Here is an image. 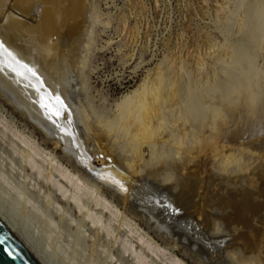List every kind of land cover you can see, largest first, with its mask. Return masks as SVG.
<instances>
[{"label": "rangeland", "instance_id": "rangeland-1", "mask_svg": "<svg viewBox=\"0 0 264 264\" xmlns=\"http://www.w3.org/2000/svg\"><path fill=\"white\" fill-rule=\"evenodd\" d=\"M67 1L64 2L66 6L68 4L69 10L64 5L61 11L65 10L66 13L63 12L65 15H70V18L76 20L79 17L82 18V16L78 17L82 6V3L79 4V2L84 0ZM74 2H77L79 6H76ZM89 2H91L89 8H91L92 17L90 15L88 20L79 18L81 21L79 19L76 21L79 24L82 22L80 25L78 24L80 27L77 25L78 32L83 25L82 31H84L86 26L88 27L87 31L89 34L87 33V35L89 36H84L88 45L86 43V45L83 44V50L80 54L83 58L80 57V66L74 67L72 76L74 91L78 95H82L80 96L83 101L82 104L90 114L93 113L92 115L103 121V124L113 122L118 114L117 106L125 98L132 97L144 90L151 91L152 88L156 89L161 75L179 86V90H181L179 95L184 99L189 92L195 89L196 84L200 83L199 85H201L203 81L205 85H202L215 87L216 91L218 90L216 99L217 103L219 101V105L223 106L222 110L224 107L231 108V111L229 109L226 111L227 108H225L227 116L232 118L233 123H229V126L224 125L222 144L225 149L223 148L224 151L222 150L223 153H221L220 166L222 167L224 163L230 164L231 162V169L234 167L237 170L233 169L231 172H246V170H240L239 166L235 165L237 162L239 164L241 156H243L242 163H246L245 165L248 166L251 165L252 167L250 166L249 169L252 168V172L256 171L258 167V169H263L259 172L260 175H262V172L264 174V143H261L264 141V126L261 129L262 132H255V130H252V125H247L248 122H255L256 117H252L250 120L248 117L245 119L248 115V109L244 108V104L241 105L242 102L238 106L235 105L236 107L234 108V104L232 105L226 100L223 103L224 99H226V92L234 85V78L240 80L249 72L253 73L250 82L251 92L256 94L259 91H264V0H89ZM73 3L75 6L71 5ZM72 6L77 10L79 9V12H76L78 15H74L76 10ZM87 21H89L88 24ZM246 27L252 31L251 34L246 32ZM82 31L77 37L79 38L78 40L82 37L80 36L83 34ZM84 48H86L85 54H83ZM229 72L232 73L233 79ZM197 88L198 86H196ZM208 104L211 105L210 103H207V105L205 103L204 105L209 107ZM15 107L0 92V130H2L0 131V209L3 207L5 213L7 212L11 219L13 218L12 221L16 223V227L30 239L32 245L48 264H174V260H180L183 264H203V262L204 264H225L228 251L225 250L227 247L224 249V246L227 243L230 244L232 240L231 231L228 228L232 225L233 217L231 219V216L234 213L229 209L231 208L234 211L233 208L236 205L234 200L239 198L241 191L246 190L247 180L244 182L238 178L239 181L236 180V183L234 182L235 180L229 184L224 185L223 183L219 187V190L221 188L223 191H219L218 196L213 197L210 195L213 197L214 202H211V197L205 202H201L203 207L202 204L200 207L210 212H213L212 210L214 209H219L223 203L228 207L226 209L224 208L225 206L221 205L223 209L220 207L219 211L217 210L219 213L214 210L213 214L217 218L212 215L213 226L212 228L209 227L211 232H208L209 228L201 224V221H204L203 217H205L203 214L194 212L193 210L196 209L192 205L184 207L183 204H180V206H183L180 207L173 201L171 198L172 194L176 195L178 191H171L170 189L167 192L169 189H166L168 186L167 182L163 181L166 180L164 175L153 179V182L159 181L155 186L152 181L147 182L148 180H146L147 183H145V179L148 177L147 172H140L135 177V180H137L130 189L131 191H129L128 201L126 200L125 202L124 199L113 192L110 193L109 190L102 188L98 184L95 179L96 172H85L82 171V168H78L79 166L76 167L75 164L73 166V163L70 165L69 162L72 161H69L66 154H63L61 149H57L53 142L50 143L45 132L37 125L39 123L33 118L34 116L22 113V110L19 111ZM238 109L242 111L240 112ZM225 112L223 115H225ZM33 142H37V144ZM258 143L262 148L257 149L258 153L253 154V156L251 155V149L255 150L253 146L255 144L257 146ZM229 144L231 147H229ZM89 150L91 151L92 148ZM243 150H246L247 153H244ZM236 154H239L238 157ZM52 156H54V160ZM47 159L49 160L47 161ZM250 159L252 162L249 161ZM243 160L245 161L243 162ZM90 161L92 162V160ZM93 161L94 166L99 164V159ZM91 162L90 165L92 166ZM114 162L118 164V160ZM247 162L250 163L247 164ZM86 163V160L82 161L84 167ZM61 165L66 169L68 168V170L72 168L69 171L77 177L74 182L71 179H66L65 173L59 171L58 166ZM259 173L257 178H251L252 181L248 182L247 189L254 190L256 188V193L259 191L258 195L260 192L264 195V175L261 177ZM55 174L56 176H54ZM79 175L84 179L79 178ZM246 175L250 177L249 172ZM148 179L152 180L150 177ZM75 181L78 182L77 185ZM79 182L83 186L80 183L79 188L81 190L78 189ZM241 185L244 186L242 187ZM158 187L160 192L163 193L162 195L158 192ZM223 187L225 189H222ZM227 187L231 188L230 190H240L239 188L242 187L243 190L238 193L236 190H232V192L235 191L232 193ZM163 188L165 189L163 190ZM165 190L166 193L164 192ZM65 192L68 194L66 195ZM71 193H73V196H71ZM261 193L260 196L262 198L259 196V201L260 199L264 201V196ZM219 195L225 196L220 197ZM157 196L161 199L165 196L162 199V203H159L162 209L167 210H163L165 212L161 215L163 219H161V216L159 217L160 214H154L153 216L146 208L149 201ZM195 199L197 202L200 200L198 197H195ZM209 199H211V203H208ZM109 201L111 204L109 203L110 206H107L106 204ZM98 203L99 205L97 206ZM134 203L137 204L134 205ZM226 203L229 206L231 204L230 208ZM174 207H177V210ZM181 208L183 210L187 208V212L189 211L188 208L194 209H190L189 214L185 210L180 214ZM171 212H175L176 215ZM229 213L231 214L229 215ZM172 215L174 218H172ZM188 215L193 220L188 219ZM194 215L200 219L196 218L199 221H196L195 224ZM263 215H258L256 221H261ZM176 216L177 219L175 221ZM223 218L230 219H228L229 226L226 224V219L224 220ZM187 219L188 223L185 224L186 222L183 220L186 221ZM164 220L165 222H163ZM176 222L179 225H176ZM167 223L170 224V227ZM174 226L175 228H172ZM179 226L180 229L178 228ZM191 226L194 228H191ZM224 227L226 229H223ZM215 228H217V232L214 230ZM174 229L176 230L175 232H173ZM224 230L225 232H223ZM169 232L172 233L169 234ZM207 232L212 234H209V236ZM227 232L230 237L228 235L226 237ZM181 233L185 234L182 235L184 237L181 236ZM174 234H178V237L174 236ZM198 235H202V240L205 238L203 243H201L202 240L199 239L201 237ZM218 238L220 240H216ZM194 240L195 242H193ZM180 241L185 243H180ZM212 241L217 244L222 243L221 245L218 244L220 250H215V253L210 252L206 247V244ZM199 246L203 248L205 246L206 252L210 253H207V255L203 253V255L202 249L201 251L199 250ZM196 251H199L198 254H201V257L197 255ZM218 252L221 254L218 255ZM212 256H214L215 260ZM218 256H222V258ZM204 258L208 262H205ZM208 258L209 260H207ZM216 259L222 261L218 262Z\"/></svg>", "mask_w": 264, "mask_h": 264}, {"label": "bare ground", "instance_id": "bare-ground-1", "mask_svg": "<svg viewBox=\"0 0 264 264\" xmlns=\"http://www.w3.org/2000/svg\"><path fill=\"white\" fill-rule=\"evenodd\" d=\"M64 1L66 2L67 0H29V6L27 8H22L19 6L20 0H0V44H3V48H0V92L3 93L4 96L8 99V101L12 102L13 105L19 109V111L22 110L21 111L22 113L24 112L25 114H31L34 116L33 118L36 121H38L39 124H37L35 121L34 122L42 128V130L45 132L47 139L50 141V143L53 142L56 145V148L61 149L63 154H66L68 160L72 161V162H69L70 165H72L71 163H73V166L75 164L76 167L79 166L78 168H82L83 169L82 171H85V172H96L95 179L97 180L98 184L102 188L109 190L110 193L113 192L117 196L124 199L126 202V200L129 198V191H131L130 189L132 188V186H134L133 184L137 180V179L135 180V177L140 172H147L148 177L152 178V180L151 179L149 180L148 177L145 179V177L143 176V178L145 179V183L152 181L153 184L155 183V186H156V183L159 181L153 182V179L157 178L158 176L164 175L166 180H163L164 177L162 178V180L164 182H167L168 184L166 189H169V190H167V192L170 191V189L171 191L172 190L178 191L176 195H173L171 192L172 194L171 198L173 199V201H175L179 206L180 204H183L184 207L185 206L188 207L187 205H192V207H194L196 210H193L194 208H190V209H192L197 214H203V216H205L203 217L204 221H201L202 222L201 224L204 227L212 228L213 224H212L211 218H212V215L213 217L215 215L213 214V212L217 210L219 211L221 205L225 206L224 208L226 209L228 207L224 205L223 203L220 205L219 209L217 208V210L214 209L215 211L212 210L213 212H210L207 210L205 211L204 209L200 207L201 204L203 207V203L201 202H205L209 197H211L212 200L209 199L208 203L210 202V200L212 202L213 197L218 196L219 191L220 192L223 191L221 190V188L219 190V187H221L223 183L224 185L227 183L229 184L233 182L234 180H235L234 182L236 183L237 181H239L238 180L239 178L240 180L244 182L247 180V185H248V182L252 181L251 178H254V177L257 178V174L263 170L260 168L258 169L257 167V170L252 172L251 171L252 168L249 169L251 165L248 166V165H245L246 163L245 164L242 163L243 156H241L242 158L239 164L237 162V164L235 165L236 166L238 165L239 166L238 168L240 170H244V171L246 170V172H231L233 169H235L234 167H232L233 169H231V166H232L230 165L231 162L230 164L224 163V166L222 167L220 166L221 164L220 158L222 157L221 153H223L222 152L223 148L225 149V147H223L224 145L222 144V137H223L222 135L224 132L223 130L225 129L224 125L227 126L229 123L232 122V118L227 116L225 112V108H227L226 111L228 109L229 111H231V108L224 107L223 110L225 112V115H223L224 113L222 110L223 106H221V104L219 105V101L217 103V99H216V95H217L216 92H218V90L216 91L215 87L204 86L205 82L203 83V81L201 85H199L200 83L197 82L198 84L195 85V89H196V86H198V88L196 90L194 89L191 92H189L188 96L186 95L187 97H185L184 99L183 97H180L179 95V92H181V90H179V86L174 82L173 83L170 82L169 79H166L163 75H161L158 79V87H156V89L152 88L151 91L144 90L141 93L135 94L132 97L125 98L122 101V103L117 106L118 114H117L116 120H114L111 123L103 124V121L94 117L92 115L93 113L90 114L85 108V106L82 104L83 103V101L81 100L82 98L80 99V96L82 95H78L74 91V86H73L74 81H73V76H72V71L74 67L80 66L79 61H80V57H82V55L80 54L82 53V50H83V44L86 43L88 45L84 36L85 37L89 36L87 35L88 27L86 25H85L86 26L85 28L87 29L84 28V31H82L83 29L81 28H83L84 26L83 25L80 28V31H82L83 34L80 35L82 37H80V40H78L79 38L77 37H79L78 35L80 31L78 32L77 30V25L79 23H77L76 21H78V19L81 18L79 16H82L81 20L90 19V15L92 17V14L90 12L91 8H89V4L91 2L88 3L89 0L88 1L84 0L82 2H79V4L82 3L80 12H79V9L77 10L73 7L75 6L74 3L76 4V6L77 5L79 6L77 2H74L73 4H71L73 5L72 8L76 10L75 13L78 11L80 14L78 15L77 14L78 12L74 14V15H78L79 17L76 20L74 18H70V15L69 16L65 15L63 13L65 12V10L61 11L62 6L64 7L65 5ZM67 9L69 10L68 7ZM18 16L22 18L17 19ZM81 23L82 22H80V24ZM88 23L89 21H87V24ZM92 23H93V19H92ZM79 25L78 27H80ZM245 30L249 34L252 33L251 30H248V27H246ZM5 49H7V51H5ZM85 49L86 48H84L83 54H85ZM162 73L164 72L162 71ZM229 73L232 75L231 72ZM252 74H253L252 72H249L245 74V76L240 80L235 79L232 75V79L234 78L235 80L233 81L234 85L229 91L227 90L228 92H226L227 93L226 99H224L223 103L228 101L232 103V105L234 104L233 105V108H234L236 107L235 105L238 106L240 102H242L241 105L244 104L243 105L244 108L248 109L247 111L248 115L246 116L245 119H247L248 117L250 120L252 119V117H256L255 122L253 121L251 123V122H248L247 120L248 122L247 125L249 124L252 125L253 126L252 130H255V132H257V131H261L262 127L264 126L263 125L264 124V91H259V93L257 92L256 94L251 92L250 82H251ZM205 103L206 105L207 103H210L211 105L208 104L209 107H206L204 105ZM229 105H226V106H229ZM228 114L230 113L228 112ZM259 143L257 144V146L256 144L255 146H253V148H255L257 152L251 149L252 151L251 155L253 154L255 155V153H258L257 149L262 148V146H260ZM261 143H264V141H262ZM35 144H37V142ZM229 147H231L230 144H229ZM90 148H92L91 150L92 152L89 150ZM245 152L247 153L246 150L244 151V153ZM52 157L54 160V156ZM96 159H99V164L98 165L96 164V166H94L95 164L93 160H96ZM251 159L249 161L252 162ZM48 160L49 159H47V161ZM83 160L87 161L85 167L84 165H82ZM90 160H92V162ZM115 160H118V164L114 162ZM244 161L245 160H243V162ZM90 162L92 163V166L90 165ZM248 163L250 162H247V164ZM43 166H44V163H43ZM50 166H51V163H50ZM58 167H59L58 168L59 171H61L62 173L63 172L65 173V176L67 177L66 179H69V180L71 179V181L74 182V179L77 178L72 172L69 171L72 168L69 167L70 169L68 170V168L66 169L62 165ZM239 169L238 171H240ZM247 172H249L250 177H248L249 175L248 176L246 175ZM232 173H234L235 175L234 174L232 175ZM80 175H79V178L81 177ZM262 175H264L263 172H262ZM262 175L260 176L262 177ZM47 176L49 177V175ZM54 176H56V174ZM146 180L148 181L146 182ZM159 180L160 182H162L161 179ZM75 183L77 185L78 182L75 181ZM80 183L81 182H79V186H78L79 190H81L79 188ZM139 184L141 183L139 182ZM251 184L250 186L253 187ZM145 185H149V184H145ZM247 185L245 186L246 190L242 189L244 185H241L242 186L241 188L238 187L240 190H243V191H241L238 199L234 197L235 200L237 199L236 203L234 200V204H236L234 206L235 208L232 207L234 211L230 208L231 204L230 206L228 204L231 200L228 203H226L230 208L229 210L234 213L232 214L233 216H231V219L233 217L232 225H230L228 222L230 220L229 218H228L229 220L226 218H223L224 220L226 219L225 220L226 224L230 225V227L228 228L229 226L228 225L227 228L230 229L231 232L230 231L229 232L231 233V237H232L230 244L227 243L224 246V249L225 247H227L225 250L228 251V253L226 254L227 260H225L226 261L225 264H264V215L261 221H258V220L256 221V217L258 215L264 214L263 213L264 201L262 199H260L259 201V198L260 197L262 198V196H260L261 192L258 195L259 191L256 193V190H257L256 188H255L256 190L247 189ZM68 186H69V183H68ZM81 186H82V183H81ZM159 187H158V192H160ZM258 187H259V184H258ZM64 188L65 190H67L66 187ZM136 188L138 189L137 186ZM141 189H142V186H141ZM164 189L165 188H163V190ZM222 189H225V188L223 187ZM232 190H236V189H232ZM232 190L230 191L232 192ZM240 190H236L237 193L240 192ZM164 192L166 193V190ZM234 192L235 191H233L232 193ZM143 193H146V192H143ZM147 193H148V190H147ZM72 194L73 193H71V196H73ZM162 194L163 193H161V195ZM210 195H212L213 197ZM223 196H220V197H223ZM195 197H198L200 200L197 202ZM163 198H165V196ZM162 199L157 196L151 200L149 199L150 201L147 200L149 201V203H148V206L146 205L145 206L153 216L154 214H157V215L160 214L159 215L160 217L161 215H163V213H165L163 210L167 211L166 209H162V207L160 206V204L162 203ZM119 200L121 199L119 198ZM218 200H221V199H218ZM225 200L228 201L229 199H225ZM225 200L224 202H226ZM109 203L110 201L106 205L110 206L111 203L110 204ZM135 204L137 203H134V205ZM234 204L232 203V205ZM98 205L99 203L97 204V206ZM142 207L144 206L142 205ZM2 209L4 208L2 207ZM2 209H0V216L2 217V219L36 253V255L45 264H48V262L42 257V255L38 253V250L32 245L30 239L27 238L26 235L22 233L16 227V223L12 221L13 218L11 219V217L7 214V212L5 213V209L4 210ZM186 209H184L186 213L188 212L190 213V209L188 208L189 210L188 212ZM221 209H223V207H221ZM184 210L182 209L180 211V214ZM218 211L216 213H219ZM193 213H192V216H193ZM173 214L176 215L175 212ZM230 214L231 213H229V215ZM229 215L227 216L229 217ZM188 216H189L188 219L192 218L190 217V215ZM153 218L152 220L155 219ZM172 218H174L173 215H172ZM193 218L196 219L198 218V216L197 217L195 216ZM161 219H163V217ZM176 219H177V216L175 218V221ZM188 219L186 221L183 220L184 222H186L185 224L188 223L187 222ZM190 220H193V219H190ZM199 220L196 219L194 221V224L196 223V221H199ZM163 222H165V220ZM175 224L179 225V223L177 222ZM168 226L170 227V224H168ZM175 226L172 228H175ZM180 226L182 225L180 224ZM180 226L178 227L179 229H180ZM191 228H194V227L191 226ZM211 228H209L210 230L208 229V232H211ZM216 229L217 228H215L214 230ZM223 229H226V228L224 227ZM205 230L207 231V229ZM175 231L176 230L174 229L173 232ZM192 232H194V230H192ZM223 232H225V230ZM171 233L172 232H169V234ZM209 234H212V233H208V235ZM175 235L177 236L178 234H174V236ZM182 235H185V234L181 233V236ZM186 235H190V234H186ZM227 235H228V232L226 234V237ZM198 236L201 237L200 235ZM228 237H230V234L228 235ZM199 239L202 240V237ZM203 240L202 242L201 241L200 242L203 243ZM216 240H220V239L218 238ZM181 242L182 241H180V243ZM193 242H195V240ZM182 243H185V242H182ZM187 244H183V245H187ZM218 244L215 243V241H212L206 244V247L207 249H209L210 252L213 253L215 250L219 249L218 247L222 243H220L219 245ZM190 245L192 246L193 244H190ZM192 247H195V246H192ZM201 247L202 246H199L200 248L199 250L201 251L202 249L201 251L202 254L206 253L207 255V253H210V252H206L205 246L204 248L203 247L201 248ZM224 249L223 251H225ZM198 253L199 251L197 252V255H199ZM220 254L221 253L218 252V255ZM213 257L214 256H212V258ZM220 257L222 258V256ZM218 259L216 260L218 261ZM203 260H205V258ZM207 260H209V258ZM170 261L173 262L172 260ZM221 261L222 260L218 262H221ZM205 262H208V261L205 260ZM174 264H183V262H181L180 260H174Z\"/></svg>", "mask_w": 264, "mask_h": 264}, {"label": "water", "instance_id": "water-1", "mask_svg": "<svg viewBox=\"0 0 264 264\" xmlns=\"http://www.w3.org/2000/svg\"><path fill=\"white\" fill-rule=\"evenodd\" d=\"M0 264H45L1 216Z\"/></svg>", "mask_w": 264, "mask_h": 264}, {"label": "snow or ice", "instance_id": "snow-or-ice-1", "mask_svg": "<svg viewBox=\"0 0 264 264\" xmlns=\"http://www.w3.org/2000/svg\"><path fill=\"white\" fill-rule=\"evenodd\" d=\"M20 7L27 8L29 6V0H20ZM22 17L18 16L17 19H21ZM0 48H3V44H0ZM7 51V49H5Z\"/></svg>", "mask_w": 264, "mask_h": 264}]
</instances>
